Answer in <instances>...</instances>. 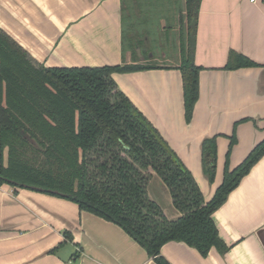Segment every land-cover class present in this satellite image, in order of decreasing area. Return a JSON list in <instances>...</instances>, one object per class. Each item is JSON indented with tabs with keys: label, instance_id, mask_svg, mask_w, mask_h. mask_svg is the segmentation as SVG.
<instances>
[{
	"label": "crops",
	"instance_id": "obj_1",
	"mask_svg": "<svg viewBox=\"0 0 264 264\" xmlns=\"http://www.w3.org/2000/svg\"><path fill=\"white\" fill-rule=\"evenodd\" d=\"M263 1L199 0L189 31L185 0H0V17L5 33L45 68L150 66L115 73L112 79L191 173L208 202L222 182L231 135L235 144L229 170L264 139ZM152 18L165 22V28L166 22L186 25L185 35H189L184 40L191 47L193 64L202 68L189 122L177 69L183 33L178 58L168 66L146 63L152 58L142 56V50L149 51L141 47L150 39L147 30L142 38L133 33L131 41L124 42L125 30H135ZM231 52L258 66L223 69ZM212 137L216 164L209 183L202 170L201 145ZM147 193L167 219L179 216L165 187ZM212 220L227 252L219 254L212 248L203 258L183 243L168 242L160 255L169 264H264V156L229 193ZM0 264L156 263L119 227L79 211L76 204L2 185Z\"/></svg>",
	"mask_w": 264,
	"mask_h": 264
},
{
	"label": "trees",
	"instance_id": "obj_2",
	"mask_svg": "<svg viewBox=\"0 0 264 264\" xmlns=\"http://www.w3.org/2000/svg\"><path fill=\"white\" fill-rule=\"evenodd\" d=\"M185 1L189 31L199 0ZM184 37L177 69L189 122L202 68L193 64ZM257 66L231 52L223 69ZM147 68L136 64L45 68L0 29V186L70 201L79 211L119 227L156 264H169L160 255L168 242L183 243L203 258L212 248L224 254L228 247L219 238L212 215L264 156V139L229 170L235 144L231 135L222 182L205 202L191 173L112 79L115 73ZM215 164L212 137L201 145L202 170L209 183ZM151 173L168 190L179 213L176 219H167L149 199Z\"/></svg>",
	"mask_w": 264,
	"mask_h": 264
},
{
	"label": "rangeland",
	"instance_id": "obj_3",
	"mask_svg": "<svg viewBox=\"0 0 264 264\" xmlns=\"http://www.w3.org/2000/svg\"><path fill=\"white\" fill-rule=\"evenodd\" d=\"M1 13L2 12L0 11V14ZM2 23L3 20L0 17V29L4 31L5 28L2 26ZM164 24L165 22L157 18H152V20L149 21L143 20L135 30H125L124 42L125 44L129 43L132 39L131 35L133 33H136L138 39L142 38L141 34L147 30L146 32L149 33L148 35L150 36V39L147 41V45L141 43V47L144 49L147 46L149 47V51L147 53V51L142 50V56L144 58H150L149 56L151 55L152 58H150L146 63L149 65H171L173 62L172 60H176L178 58V39L180 32L183 33L182 36H185V39L187 38L185 35L186 25L179 27L176 22H173L171 26L168 22H166L165 28ZM133 56L135 55L133 54ZM151 174L147 190H151L152 188H155L156 190L163 189L164 187L160 184L156 176L153 173Z\"/></svg>",
	"mask_w": 264,
	"mask_h": 264
},
{
	"label": "built area",
	"instance_id": "obj_4",
	"mask_svg": "<svg viewBox=\"0 0 264 264\" xmlns=\"http://www.w3.org/2000/svg\"><path fill=\"white\" fill-rule=\"evenodd\" d=\"M262 5L264 6V1L262 2Z\"/></svg>",
	"mask_w": 264,
	"mask_h": 264
}]
</instances>
